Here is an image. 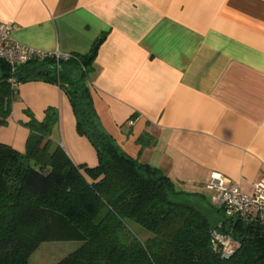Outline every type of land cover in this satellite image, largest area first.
Returning <instances> with one entry per match:
<instances>
[{"label":"crops","instance_id":"1","mask_svg":"<svg viewBox=\"0 0 264 264\" xmlns=\"http://www.w3.org/2000/svg\"><path fill=\"white\" fill-rule=\"evenodd\" d=\"M0 23L47 53L86 54L103 35L90 90L120 148L208 199L212 173L253 192L264 174V0H0ZM47 107L59 115L51 138L95 165L67 95L42 79L19 83L0 142L24 151L26 111L40 121Z\"/></svg>","mask_w":264,"mask_h":264},{"label":"trees","instance_id":"2","mask_svg":"<svg viewBox=\"0 0 264 264\" xmlns=\"http://www.w3.org/2000/svg\"><path fill=\"white\" fill-rule=\"evenodd\" d=\"M103 38L86 54L34 57L13 71L0 58V126L19 83H56L70 101L76 131L97 157L93 166L75 164L51 138L56 107H47L40 121L26 111L25 150L0 142V264H30L42 242L62 240L82 243L55 264H264V222L236 218L226 231L224 214L210 221L205 208L222 209L203 193L178 189L158 168L125 153L101 127L89 74ZM131 223L151 236L139 238ZM219 225L238 243L228 257L210 243V231Z\"/></svg>","mask_w":264,"mask_h":264},{"label":"built area","instance_id":"3","mask_svg":"<svg viewBox=\"0 0 264 264\" xmlns=\"http://www.w3.org/2000/svg\"><path fill=\"white\" fill-rule=\"evenodd\" d=\"M53 54L57 58H66L69 54L57 52L47 53L21 44L11 36V25L0 23V58L4 59L13 71L17 64H22L34 57H43ZM14 84V79L10 78ZM132 123V121H129ZM251 194L244 192L238 182L232 181L221 174L212 173L204 183V189L210 193L209 200L215 207L221 208L228 220L236 218H259L264 222V174H261L253 183ZM212 248L223 257H228L238 245L230 234L219 227L210 231Z\"/></svg>","mask_w":264,"mask_h":264},{"label":"rangeland","instance_id":"4","mask_svg":"<svg viewBox=\"0 0 264 264\" xmlns=\"http://www.w3.org/2000/svg\"><path fill=\"white\" fill-rule=\"evenodd\" d=\"M208 196L207 193H205ZM205 212L208 215L211 222H215L219 218L223 217L222 210L214 211L209 208H205ZM131 229L141 239H146L151 236V233L139 226L136 223H131ZM82 242L76 240H62V241H46L42 242L34 253L30 256V264H55L65 255L76 249Z\"/></svg>","mask_w":264,"mask_h":264},{"label":"water","instance_id":"5","mask_svg":"<svg viewBox=\"0 0 264 264\" xmlns=\"http://www.w3.org/2000/svg\"><path fill=\"white\" fill-rule=\"evenodd\" d=\"M230 220H228L227 222H226V224H225V230L227 231L228 230V228H229V225H230Z\"/></svg>","mask_w":264,"mask_h":264}]
</instances>
